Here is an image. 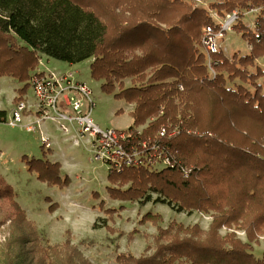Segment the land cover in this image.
Wrapping results in <instances>:
<instances>
[{"label": "trees", "instance_id": "obj_1", "mask_svg": "<svg viewBox=\"0 0 264 264\" xmlns=\"http://www.w3.org/2000/svg\"><path fill=\"white\" fill-rule=\"evenodd\" d=\"M214 8L258 15L252 31L235 26L251 55L230 61L218 52L212 77L201 44L212 20L185 0H0V77L23 84V94L42 56L69 65L93 59L91 77L102 92L134 106L124 145L146 144L148 156L170 158L157 170H111V197L147 204L155 194L179 212L213 213L209 231L173 221L154 237L153 254L126 256L125 264H264V251L256 256L253 246L264 237V71L247 70L264 57V0H218ZM237 79L242 84L228 88ZM7 118L0 110V123ZM27 165L48 186L70 183L59 162L32 158ZM16 195L0 175V200ZM14 207L0 264H91L69 238L44 244ZM224 227L244 230L247 242L234 232L221 236Z\"/></svg>", "mask_w": 264, "mask_h": 264}, {"label": "rangeland", "instance_id": "obj_2", "mask_svg": "<svg viewBox=\"0 0 264 264\" xmlns=\"http://www.w3.org/2000/svg\"><path fill=\"white\" fill-rule=\"evenodd\" d=\"M185 1L193 8L206 10L212 22L213 17L218 20L224 16L214 8L218 0ZM240 11L242 15L235 25L243 28L244 32L254 30L255 26L244 16L246 11ZM257 15L251 19L256 20ZM240 31L239 27H234L222 42L221 52L230 61L251 55V47ZM41 60L45 64V67H41L44 70L76 71L77 79L92 90L95 102L92 118L101 128L125 131L133 125L129 111L134 106L106 95L101 90V82L92 79L90 65L93 59L75 65L46 56H42ZM253 64H249L247 69L251 73H256L257 69L264 71V57H256ZM258 83L262 85L264 79L261 77ZM239 84L242 83L238 79L228 82V88L235 89ZM22 86L16 80L0 77V109H5L8 117L16 107L14 99L20 94L18 90ZM131 86V81L127 80L126 87ZM243 86L253 92L249 84ZM262 93L264 95V89ZM119 110L121 113L117 114ZM143 128L139 127L138 130L142 131ZM45 129L51 134L54 143L51 151L42 148L38 132L29 133L22 127H10L5 123L0 125V175L17 194L12 200H0V244L10 237L11 222L16 219L18 211L14 203L37 228L44 244L61 245L69 238L91 264H125L129 257L140 258L153 254L154 237L159 229H167L173 221L184 227L197 225L201 230L209 231L213 222L212 212H179L167 203L157 202L158 195L155 194L147 204L112 198L108 193V187L111 186L108 175L111 170L93 161L91 152L83 144L81 147H72V143L65 139L57 126L48 123ZM44 157L61 164L62 176L70 179L68 185L48 186L38 179L36 172L29 170L27 159ZM148 215L154 220L147 218ZM233 232L240 240L247 242L245 231L237 227L230 230L224 227L220 235L226 236ZM253 246L255 255L260 257L264 251V237L261 236Z\"/></svg>", "mask_w": 264, "mask_h": 264}, {"label": "built area", "instance_id": "obj_3", "mask_svg": "<svg viewBox=\"0 0 264 264\" xmlns=\"http://www.w3.org/2000/svg\"><path fill=\"white\" fill-rule=\"evenodd\" d=\"M258 10L251 8L244 13L252 26L256 20L251 17ZM241 11L213 17L211 25L206 26L201 40L202 51L206 56L209 72L216 76L213 56L221 51L222 42L241 17ZM45 64L40 59L39 66L29 80V92L19 94L16 107L5 124L10 127H22L29 133H39L42 146L48 151L54 149L51 134L45 129L48 123L57 126L71 146L84 147L92 154V160L106 165L110 170L120 171L130 166H146L160 169L171 165L167 156L158 159L144 152L148 147H126L124 142L129 134L124 130L103 129L92 118L95 102L92 90L77 79L76 71L44 70ZM2 123H0L1 125ZM166 134L165 130L160 133Z\"/></svg>", "mask_w": 264, "mask_h": 264}, {"label": "crops", "instance_id": "obj_4", "mask_svg": "<svg viewBox=\"0 0 264 264\" xmlns=\"http://www.w3.org/2000/svg\"><path fill=\"white\" fill-rule=\"evenodd\" d=\"M67 71V70H66ZM0 110H5V109H0ZM131 111H129V114H130ZM73 147V146H72Z\"/></svg>", "mask_w": 264, "mask_h": 264}]
</instances>
